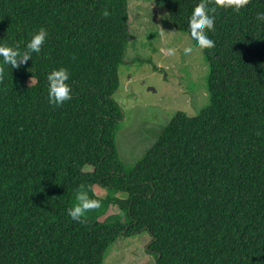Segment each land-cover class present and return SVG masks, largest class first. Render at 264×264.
<instances>
[{
    "label": "trees",
    "instance_id": "16d2710c",
    "mask_svg": "<svg viewBox=\"0 0 264 264\" xmlns=\"http://www.w3.org/2000/svg\"><path fill=\"white\" fill-rule=\"evenodd\" d=\"M161 2L203 54L208 104L126 168L128 0H0V264H102L142 232L153 264H264V0ZM77 194L123 221L76 215Z\"/></svg>",
    "mask_w": 264,
    "mask_h": 264
},
{
    "label": "rangeland",
    "instance_id": "374dc122",
    "mask_svg": "<svg viewBox=\"0 0 264 264\" xmlns=\"http://www.w3.org/2000/svg\"><path fill=\"white\" fill-rule=\"evenodd\" d=\"M128 15L130 38L113 95L123 114L115 144L126 168L151 146L175 112L195 116L208 104L203 54L188 34L170 26L161 0H128ZM72 206L76 215L99 221L115 215L123 221L117 206L90 205L83 194L73 197ZM149 239L146 232L116 239L102 264H153L146 252Z\"/></svg>",
    "mask_w": 264,
    "mask_h": 264
}]
</instances>
